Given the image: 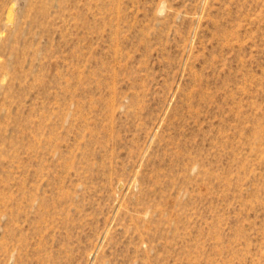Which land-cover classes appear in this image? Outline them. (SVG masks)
I'll use <instances>...</instances> for the list:
<instances>
[{
    "label": "rangeland",
    "instance_id": "obj_1",
    "mask_svg": "<svg viewBox=\"0 0 264 264\" xmlns=\"http://www.w3.org/2000/svg\"><path fill=\"white\" fill-rule=\"evenodd\" d=\"M0 264H264V0H0Z\"/></svg>",
    "mask_w": 264,
    "mask_h": 264
}]
</instances>
